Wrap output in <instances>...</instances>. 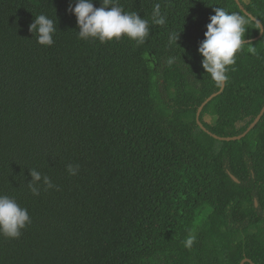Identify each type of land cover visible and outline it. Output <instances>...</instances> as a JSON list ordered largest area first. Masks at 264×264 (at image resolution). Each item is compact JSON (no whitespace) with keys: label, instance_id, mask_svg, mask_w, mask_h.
I'll return each mask as SVG.
<instances>
[{"label":"trees","instance_id":"1","mask_svg":"<svg viewBox=\"0 0 264 264\" xmlns=\"http://www.w3.org/2000/svg\"><path fill=\"white\" fill-rule=\"evenodd\" d=\"M118 2L149 21L143 44L79 39L75 0H0V195L31 218L0 236V264H264V110L246 131L264 103V0ZM214 7L245 16L251 43L200 126L221 86L197 51ZM39 14L51 46L29 31ZM29 169L55 187L33 196Z\"/></svg>","mask_w":264,"mask_h":264},{"label":"clouds","instance_id":"2","mask_svg":"<svg viewBox=\"0 0 264 264\" xmlns=\"http://www.w3.org/2000/svg\"><path fill=\"white\" fill-rule=\"evenodd\" d=\"M100 5V7H94L92 0H75L74 6L69 4L67 10L76 17L79 39L91 38L100 43H106L114 38L120 39L122 36H127L137 45L145 42L150 31L148 20L141 18L137 12L123 11L118 0H100ZM213 11L214 14L209 16L210 22L205 26L204 39L200 41L197 51L202 56L203 69L219 86L227 81L228 66L235 65L236 54L251 42L244 40L246 24L249 22L245 16L228 12L222 7H214ZM151 19L155 25L166 24V16L161 13L160 3L154 4ZM29 31L36 35L38 44L51 46L54 43L53 35L57 27L51 18L39 14L29 24ZM178 33L170 34V43L177 44ZM247 50L252 54L256 52V48L252 46H249ZM166 63L169 65L175 63V57L167 58ZM66 167L70 175H76L79 171V165L69 164ZM29 173L31 180L28 181L27 187L33 196L40 194L41 183L45 190L55 187L51 179L39 171L29 169ZM30 223L31 218L26 208H22L14 198L0 195V236L19 238L22 234L21 230ZM195 242L196 234L189 230L182 243L185 248L191 249Z\"/></svg>","mask_w":264,"mask_h":264},{"label":"water","instance_id":"3","mask_svg":"<svg viewBox=\"0 0 264 264\" xmlns=\"http://www.w3.org/2000/svg\"><path fill=\"white\" fill-rule=\"evenodd\" d=\"M237 1V0H236ZM262 31V30H261ZM258 36H256L255 38H257ZM223 87H224V83L223 84H221V86H220V89L218 90V92H216V93H214V94H211L205 101H203L201 104H200V106L198 107V109H197V111H196V121H197V123L201 126V123L199 122V119H198V117H199V113H200V110H201V108H202V106L206 103V101L207 100H210L214 95H216L217 93H219L222 89H223ZM263 110H264V103H263V106H262V109H261V111H260V113L257 115V117L255 118V120L249 125V127L246 129V131H248L250 128H252L256 123H257V121H258V119L260 118V115H261V113L263 112ZM245 133V132H244ZM243 133V134H244ZM243 134H241V135H243ZM240 135V136H241ZM239 135H237V136H234V137H226V139H230V138H232V139H235V138H239L240 137ZM217 137V136H216ZM219 138H221V139H224V137L222 138V137H219ZM245 261H249V259H243V260H241V262H240V264H243Z\"/></svg>","mask_w":264,"mask_h":264}]
</instances>
